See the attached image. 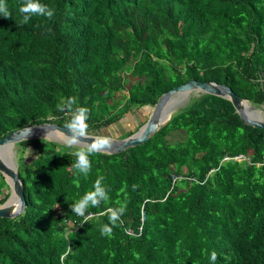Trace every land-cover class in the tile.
Wrapping results in <instances>:
<instances>
[{
	"label": "trees",
	"instance_id": "1",
	"mask_svg": "<svg viewBox=\"0 0 264 264\" xmlns=\"http://www.w3.org/2000/svg\"><path fill=\"white\" fill-rule=\"evenodd\" d=\"M2 2L0 139L65 127L58 105L69 98L99 134L191 79L264 106V0H39L54 16L27 24L25 0ZM173 133L183 139L169 142ZM16 146L26 208L0 218V264H264V128L243 124L226 99L199 93L144 144L93 153L86 177L72 166L77 147ZM100 178L109 199L85 220L71 205ZM120 207L123 223L102 235Z\"/></svg>",
	"mask_w": 264,
	"mask_h": 264
},
{
	"label": "water",
	"instance_id": "2",
	"mask_svg": "<svg viewBox=\"0 0 264 264\" xmlns=\"http://www.w3.org/2000/svg\"><path fill=\"white\" fill-rule=\"evenodd\" d=\"M197 92L220 97L228 100L236 113L240 116L245 125L255 128H264V117H260L254 105L236 95L231 88L224 84L215 82H201L194 79L176 86L163 93L152 107L148 117L144 118L143 124L136 132L124 138H111L107 134H88L89 139L80 148L87 147L92 142L91 138L96 136H106L111 141V148L105 153L109 155L118 154L129 148L140 146L150 139V137L163 128L170 121L171 116L176 112V99H184L187 95ZM180 95V96H179ZM177 96L181 97L178 98ZM246 103L249 108H246ZM249 110V111H248ZM61 136L66 143L68 129L55 123H43L26 126L17 131H13L0 139V174L4 177L9 187V196L6 201L0 205V218L14 219L24 213L26 200L23 190V181L18 176V167L13 161L14 147L24 141L45 139L48 141L60 143L54 139L51 134Z\"/></svg>",
	"mask_w": 264,
	"mask_h": 264
},
{
	"label": "clouds",
	"instance_id": "3",
	"mask_svg": "<svg viewBox=\"0 0 264 264\" xmlns=\"http://www.w3.org/2000/svg\"><path fill=\"white\" fill-rule=\"evenodd\" d=\"M19 11L23 14V19L21 21L22 24H27L32 16H46L48 19H51L54 16V10L46 5L40 4L39 0H25L24 5ZM0 16L8 19H10L11 16L2 0H0ZM74 104L75 98H69L66 104L58 105V109L60 111L66 110L71 115V119L65 125L69 133L66 136V143L69 147L78 148L75 152L76 159L72 166L77 170L78 174H82L86 177L91 171L90 156L93 153L107 151L112 145L108 137L98 135L91 138L92 142L87 145L86 149L79 147L80 145L85 144L89 139L87 134L88 110L82 107L74 109ZM261 107L264 108L262 105ZM93 188L94 190L87 192L79 201L71 205V210L74 214L84 217L85 212L89 207H98L102 202H106L109 199L106 188L102 186V178L95 182ZM108 212L110 213L109 224H105L101 227V234L106 237L112 235L114 227L123 223L121 217L125 213V208L120 207L117 209H108ZM93 216V214H89L85 216V220ZM216 259L217 254L212 252L211 260L215 262Z\"/></svg>",
	"mask_w": 264,
	"mask_h": 264
},
{
	"label": "rangeland",
	"instance_id": "4",
	"mask_svg": "<svg viewBox=\"0 0 264 264\" xmlns=\"http://www.w3.org/2000/svg\"><path fill=\"white\" fill-rule=\"evenodd\" d=\"M198 93L197 92H193L189 95H187L186 98L184 99H176L175 101H177L176 104V108L174 109L176 112L179 111L181 108H183L184 106H186L187 104H189L190 100L197 96ZM178 98H181L178 96ZM252 109H255L256 112L259 113L260 117H264V108L261 106H253ZM138 112L134 113V111L129 112L127 115H125L123 117V119L117 123H115L114 125H112L109 128H106V131H102L99 134H107L109 137L111 138H120V135H124V133L126 132H134L136 130H138L137 128H139V125H141L144 122V118L148 117V115L151 112L150 108H143L140 110H137ZM183 139V137L180 135V133H173L172 135H170L168 137V141L171 143H177L179 141H181ZM60 141L59 144H63L66 146V148L69 149V146L67 145V143L63 142V140L61 139H57ZM21 148L20 146H15L13 151H14V156H13V161L15 163V165L18 167V162H19V152H20ZM29 150V149H28ZM28 156L25 155V158H27ZM4 179V178H3ZM1 182V180H0ZM5 182V186L4 188H6L7 182L4 179ZM7 185V186H6ZM8 193H9V187H8Z\"/></svg>",
	"mask_w": 264,
	"mask_h": 264
},
{
	"label": "bare ground",
	"instance_id": "5",
	"mask_svg": "<svg viewBox=\"0 0 264 264\" xmlns=\"http://www.w3.org/2000/svg\"><path fill=\"white\" fill-rule=\"evenodd\" d=\"M180 96V95H179ZM178 97V96H177ZM246 108H249V105L246 103ZM249 111V110H248ZM51 136L54 138V139H61V140H64L61 136H59V135H57V134H55V133H53V134H51Z\"/></svg>",
	"mask_w": 264,
	"mask_h": 264
},
{
	"label": "built area",
	"instance_id": "6",
	"mask_svg": "<svg viewBox=\"0 0 264 264\" xmlns=\"http://www.w3.org/2000/svg\"><path fill=\"white\" fill-rule=\"evenodd\" d=\"M258 82L260 83L262 89H264V78H260Z\"/></svg>",
	"mask_w": 264,
	"mask_h": 264
}]
</instances>
